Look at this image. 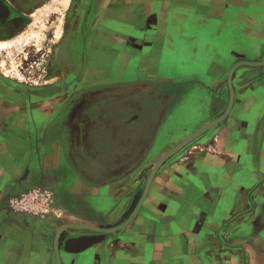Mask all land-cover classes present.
Wrapping results in <instances>:
<instances>
[{
	"label": "crops",
	"instance_id": "crops-1",
	"mask_svg": "<svg viewBox=\"0 0 264 264\" xmlns=\"http://www.w3.org/2000/svg\"><path fill=\"white\" fill-rule=\"evenodd\" d=\"M48 1L0 0V22L10 4ZM257 4L97 0L93 34L80 46L72 39L64 45L63 91L41 94L0 78V264H57L53 242L60 227L109 229L131 216L133 198L160 159L227 112L223 76L242 53L257 52L260 35L257 19L241 10ZM231 5L238 6L227 18ZM179 8L228 26L235 20L238 39L208 44L200 28L207 21H199L200 34L186 36L189 15ZM223 24L210 36L220 37ZM186 47L191 64L163 65ZM233 88L226 118L156 173L132 222L107 235L65 230L61 264H264V76L235 78ZM187 95L184 109L192 99L202 118L180 123ZM167 126L169 143L156 152ZM39 190L53 200L52 220L9 206Z\"/></svg>",
	"mask_w": 264,
	"mask_h": 264
},
{
	"label": "rangeland",
	"instance_id": "rangeland-1",
	"mask_svg": "<svg viewBox=\"0 0 264 264\" xmlns=\"http://www.w3.org/2000/svg\"><path fill=\"white\" fill-rule=\"evenodd\" d=\"M255 1H258L259 4L255 6L248 5L246 7H242L241 12L245 14L247 19H257V21L259 22V26H256L258 33H260V35L256 38L258 40L256 44L257 52L242 53V60H240L239 62H264V0ZM81 2L82 0H50L45 4L23 5L21 6V8L16 9V12H18V14L8 15L7 20L5 22H1L0 40L3 39L7 41H14L11 47L5 48L0 52V78L3 79L7 86L28 91L30 90L33 92H41L43 91V89L52 86H58L62 88L61 80L63 78V75L61 70L58 69V64L61 56L63 55L64 45L71 42L70 39L73 40V42L71 43H74L75 41L77 42L83 12V6L82 4H80ZM237 6L238 5H231V7L228 6L225 9L226 13L228 14L227 18H231V15L229 14H231V12H234V7ZM8 13L10 14L9 11ZM178 13H181V15H189V21L187 22V25H184V27L182 26L183 30L187 29L189 32L185 33L187 34L186 36L191 37L193 36V34H200V32H196L200 30L199 27L201 25L199 21H207V24H202L200 28H202L203 31L209 33L201 34L205 35L203 37L208 36L211 39V41H208V44L214 43L215 45H219L220 42L222 43L224 36H227V43L229 44L230 42L238 39V36H235L236 31H234L233 29L235 27L232 26L233 21L235 20H232V25L229 24V26L226 25V23L223 24L221 22L224 26L222 35L220 37H212L213 35L210 36V32L217 33L221 30L222 24L220 22L216 20L203 19L201 15L196 14V11H191L185 8H179ZM15 17L17 18L14 19ZM247 26L249 27V25ZM172 30L173 27L170 29V31ZM74 34H77V36H72ZM185 38L186 37H184V39ZM186 48L187 51L183 54L181 53L182 55L179 57L175 56L174 54L169 55L166 61L164 60L163 65H167L169 62L173 63V60H181V63L185 62L186 64H191L192 60L189 53L190 47ZM249 49H252V47L249 46L248 50ZM147 52L151 53L150 51ZM167 70H169V72L176 71L177 75L183 76V70H181L182 74L179 73L180 70ZM230 70L231 68L226 70L223 76L225 88H227L229 92L230 88L228 84V75ZM184 75L188 78L192 77V75ZM261 76H264V66H241L235 71L233 81L235 78H237L242 82H248L250 80H255L256 78H259ZM195 86L196 85H194L193 87ZM188 94L191 95L193 94V92H190ZM188 99L189 97L187 95V97H185V99L181 102L182 104L180 105V109H184L185 102L189 101ZM190 101L191 103L189 104V106L186 109L181 110L182 113H180L179 118L176 119L177 122L182 123L183 121L186 122V120L188 119L199 120L200 118H202V116H199V113L201 112V105L197 104L192 99H190ZM215 106L216 105L214 104V107ZM38 116H36L37 119H39ZM39 124H41V122L37 121L36 124L33 123L32 126L34 128L35 125ZM167 130L168 126L164 131L165 135L162 138V142H160V144L156 148V152H158L159 148L160 150H162L169 143L168 141H165ZM171 131H173L172 133H178L179 131H181V129L180 127H178V129L172 128ZM191 144L169 157L158 171H160L165 165L169 164V162L173 158H175V156L183 155L184 152L190 153V149L192 146ZM146 184L147 181L142 182V191L133 198V206L135 205V208L143 195ZM35 194L39 195L36 199H30L26 197L16 198L9 202V206L13 211H24L26 213H29V209H32V215L38 213L39 215L52 220L53 218L51 216L54 215V213L52 211L53 200L51 196L47 195L48 193H46L45 190H39ZM130 210H132V207L129 209V211ZM90 233L101 234L97 232ZM193 264L209 263L200 259L198 263L196 260H194Z\"/></svg>",
	"mask_w": 264,
	"mask_h": 264
},
{
	"label": "water",
	"instance_id": "water-1",
	"mask_svg": "<svg viewBox=\"0 0 264 264\" xmlns=\"http://www.w3.org/2000/svg\"><path fill=\"white\" fill-rule=\"evenodd\" d=\"M241 66L261 67V66H264V62H241V63H238L231 68L229 75H228V84H229V88H230V104H229L227 112L223 116H221L220 118L216 119L211 124H209L208 126L203 128L202 130H200V131L196 132L195 134H193L192 136H190L188 139H186L183 143L178 145L176 148L170 150L165 156H163L160 159V161L156 164V166L152 170V172L149 176V179L147 180V184H146L145 190L143 192V195H142L138 205L136 206L135 210L133 211V213L131 214V216L129 217L128 220H126L120 226L115 227V228H110V229L95 227V226H91V225H87V224H83V225H72L71 224V225H65V226L60 227L57 230V233H56V236H55L54 242H53V248L55 251L57 264H61V260H60L61 235L65 230H67V229H85V230L90 231V232H97V233L107 235V234H114V233H117V232L124 230L132 222V220L134 219V217L136 216V214L139 212L140 208L142 207V205H143V203H144V201H145V199H146V197L150 191V187H151L154 176L156 175L158 170L161 168V166L166 162V160L169 157H171L173 154H175L176 152L184 149L186 146H188L189 144L194 142L196 139L200 138L209 129H211L212 127L221 123L226 118V116L229 114V112L233 106V102H234L233 76H234L235 71Z\"/></svg>",
	"mask_w": 264,
	"mask_h": 264
},
{
	"label": "flooded vegetation",
	"instance_id": "flooded-vegetation-1",
	"mask_svg": "<svg viewBox=\"0 0 264 264\" xmlns=\"http://www.w3.org/2000/svg\"><path fill=\"white\" fill-rule=\"evenodd\" d=\"M10 5H11V7H9V5L7 6V8H8L7 9V18H8V15L18 14V12H16V9L21 8L20 5H16V4H10ZM82 6H83L82 7V9H83L82 21H81V26H80L77 42L75 41L76 46H80V45L84 44L85 42H87V39H89L90 36L93 34L94 22H95V17H96V12H97V0H89L86 2V4H83ZM8 11L10 12V14L8 13ZM16 18L17 17H15L14 19H16ZM0 24H1V22H0ZM67 55H68V53L66 51H63V55L61 56V60L64 59ZM79 59H80V63L84 61V59H85V53L84 52L80 53ZM58 69L61 70L62 75L64 77V73L62 71V68L59 67V64H58ZM76 72L77 73L79 72L78 67L76 68ZM57 87L58 86L47 87L39 93L42 94V93L63 91L62 88H60V87L57 88Z\"/></svg>",
	"mask_w": 264,
	"mask_h": 264
},
{
	"label": "bare ground",
	"instance_id": "bare-ground-1",
	"mask_svg": "<svg viewBox=\"0 0 264 264\" xmlns=\"http://www.w3.org/2000/svg\"><path fill=\"white\" fill-rule=\"evenodd\" d=\"M13 40L11 41V40H9V41H7V40H0V52L3 50V49H5V48H8V47H11V45H13ZM238 63H241V62H238ZM237 63V64H238ZM236 65V64H235Z\"/></svg>",
	"mask_w": 264,
	"mask_h": 264
},
{
	"label": "built area",
	"instance_id": "built-area-1",
	"mask_svg": "<svg viewBox=\"0 0 264 264\" xmlns=\"http://www.w3.org/2000/svg\"><path fill=\"white\" fill-rule=\"evenodd\" d=\"M37 196H39L38 194L36 195L35 193L34 194H31V195H29V196H26V198H30V199H32V198H37Z\"/></svg>",
	"mask_w": 264,
	"mask_h": 264
}]
</instances>
